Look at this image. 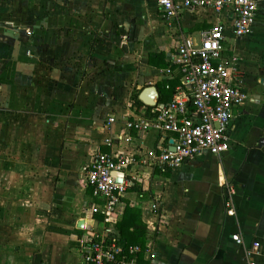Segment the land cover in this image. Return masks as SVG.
Here are the masks:
<instances>
[{"label": "crops", "instance_id": "obj_1", "mask_svg": "<svg viewBox=\"0 0 264 264\" xmlns=\"http://www.w3.org/2000/svg\"><path fill=\"white\" fill-rule=\"evenodd\" d=\"M257 3L252 33L223 43L240 60L248 96L233 109L228 151L203 150L163 171L142 160L175 135L126 121L167 101L163 92L180 83L177 70L166 72L177 47L198 40L210 12L167 19L157 0H0V264H88L85 228L119 237L127 204L146 226L141 264H245L254 241L264 251V0ZM149 86L159 96L152 106L140 99ZM98 154L133 159L126 174L136 179L118 219L91 211L99 200L86 173ZM224 182L236 186L235 216L224 207Z\"/></svg>", "mask_w": 264, "mask_h": 264}, {"label": "built area", "instance_id": "obj_2", "mask_svg": "<svg viewBox=\"0 0 264 264\" xmlns=\"http://www.w3.org/2000/svg\"><path fill=\"white\" fill-rule=\"evenodd\" d=\"M157 5L167 19L184 11L208 10L211 25L199 31L198 40L183 38L173 57V68L179 74L180 83L171 97L156 106L150 117L127 120L126 125L138 132L156 129L173 133V144L166 145L142 160L145 164L172 171L198 156L203 150L220 156L229 149L228 130L232 112L242 105L248 96L242 87L240 60L224 48L227 36L246 37L252 33L258 14L257 0H157ZM230 11L229 24L219 20V15ZM109 122H115L113 117ZM133 159L124 155H100L93 158L87 170L86 182L92 194L99 200L91 207L93 214L102 213L107 220L120 218V204L127 186L136 179L126 174ZM117 177V175H120ZM121 179V182L117 180ZM223 203L229 216H235L234 197L236 186L224 182ZM82 244L83 259L88 264H138L140 244L126 246L118 236L96 229L86 228ZM233 240L244 245L239 233ZM245 264H256L264 258L258 241L244 246Z\"/></svg>", "mask_w": 264, "mask_h": 264}, {"label": "trees", "instance_id": "obj_3", "mask_svg": "<svg viewBox=\"0 0 264 264\" xmlns=\"http://www.w3.org/2000/svg\"><path fill=\"white\" fill-rule=\"evenodd\" d=\"M176 82H172L169 86V89L164 91L162 96L160 97L163 100V96L168 100L174 92V87ZM164 85L160 86V90L163 91ZM166 102V101H164ZM103 217H99L101 220ZM116 228L119 232L120 240L126 246H132L137 243L141 245V250L138 257V264H141L143 261V251L145 249L144 243L146 240V226L141 219L140 209L137 207H132L130 205H126L123 216L120 221L116 222Z\"/></svg>", "mask_w": 264, "mask_h": 264}, {"label": "water", "instance_id": "obj_4", "mask_svg": "<svg viewBox=\"0 0 264 264\" xmlns=\"http://www.w3.org/2000/svg\"><path fill=\"white\" fill-rule=\"evenodd\" d=\"M158 91L156 89V87L154 86H149L147 87L141 94H140V99L147 105H154L156 104V102L158 101ZM121 176L117 175V177ZM117 180L119 182H121L120 178H117ZM78 226L81 227L82 226V220L78 222Z\"/></svg>", "mask_w": 264, "mask_h": 264}, {"label": "rangeland", "instance_id": "obj_5", "mask_svg": "<svg viewBox=\"0 0 264 264\" xmlns=\"http://www.w3.org/2000/svg\"><path fill=\"white\" fill-rule=\"evenodd\" d=\"M232 37V36H231ZM227 38H228V36L226 37V39H225V41H224V44L226 43V41H227Z\"/></svg>", "mask_w": 264, "mask_h": 264}]
</instances>
